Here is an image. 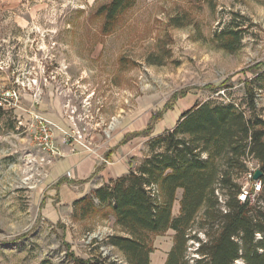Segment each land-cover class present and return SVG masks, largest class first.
<instances>
[{"label": "rangeland", "instance_id": "374dc122", "mask_svg": "<svg viewBox=\"0 0 264 264\" xmlns=\"http://www.w3.org/2000/svg\"><path fill=\"white\" fill-rule=\"evenodd\" d=\"M109 1L0 0V264H72L71 252L127 264L109 241L123 235L109 208L97 200L60 202L51 176L59 156L35 146V116L52 125L62 155L82 152L110 167L123 151L115 162L129 170L154 153L149 142L195 103L234 104L245 118L264 120V89L253 110L243 87L252 78L247 68L263 63L264 72V0H136L104 33L97 9ZM231 22L242 39L228 53L214 34ZM208 84L218 88L203 89ZM181 91L147 136L121 144L146 131L151 116ZM238 183L246 186L244 176ZM205 232L196 225L188 231L189 264V250L200 244L191 235L206 241ZM173 237L171 230L150 235L152 264H165Z\"/></svg>", "mask_w": 264, "mask_h": 264}, {"label": "trees", "instance_id": "16d2710c", "mask_svg": "<svg viewBox=\"0 0 264 264\" xmlns=\"http://www.w3.org/2000/svg\"><path fill=\"white\" fill-rule=\"evenodd\" d=\"M135 2L110 0L100 6L97 14L103 19V32L111 31L118 17ZM237 28L231 22L214 34L225 52L238 50L242 31ZM262 67L263 63H256L247 68L252 78L243 81L246 101L253 110L257 90L264 89ZM217 88L212 84L203 87L210 91ZM184 95L183 91L173 94L163 110L151 116L146 131L125 136L121 144L135 136H147L152 124L161 119L164 111L172 109L177 97ZM149 144L154 153L145 157L137 170L130 169L124 176L110 180L73 203L77 206L90 200L92 205L97 200L99 206L110 209L123 235H114L109 241L125 262L150 264L153 251L150 235L171 230L173 245L165 264H189L185 259L186 236L196 225L206 230L207 240L200 244L199 258L191 264H233L238 258L245 264H264V120L257 115L245 118L234 104L195 103L179 114L173 128L164 130ZM111 152L105 154V161ZM248 157L257 162L262 173L261 192L252 205L239 203L236 198L241 188L238 179L246 172L244 162ZM63 182L74 183L60 178L56 186ZM217 188L227 199L226 214L219 209ZM178 190L182 194L178 214L174 216L172 208ZM201 211L203 215L196 221ZM256 234L261 239H256ZM191 238L199 240L196 235ZM69 254L72 264H105ZM40 264L52 263L46 260Z\"/></svg>", "mask_w": 264, "mask_h": 264}, {"label": "crops", "instance_id": "0c3cea01", "mask_svg": "<svg viewBox=\"0 0 264 264\" xmlns=\"http://www.w3.org/2000/svg\"><path fill=\"white\" fill-rule=\"evenodd\" d=\"M118 152L117 155L113 156L114 158L111 157L113 163H110V167L102 165L96 158L88 157V154L82 152L63 155L60 152L59 159L52 170L51 176L54 179L52 182L56 181L55 185L60 178L74 181V183L63 182L56 188L59 191L60 202L63 205H73L74 202L107 184L110 180L127 174L129 168L115 162L117 156L122 157L124 155L123 151ZM68 174H70L69 177Z\"/></svg>", "mask_w": 264, "mask_h": 264}, {"label": "built area", "instance_id": "2783aa9c", "mask_svg": "<svg viewBox=\"0 0 264 264\" xmlns=\"http://www.w3.org/2000/svg\"><path fill=\"white\" fill-rule=\"evenodd\" d=\"M34 123H35V131L33 134V142L35 146L38 148V150L49 153L50 155L53 156L59 155V151L55 145V141L53 138L52 125L46 119L40 116L34 117ZM78 134L81 135V133L79 132ZM244 163L246 165V172L244 173L243 176L246 179V186L244 185L241 186L240 191L237 194L236 198L239 201V203H248L249 205H252L256 201V198L258 197L259 193L261 192L260 179L253 180V174L258 169V164L256 161L251 159V157H248ZM215 195L217 197L221 212L223 214H226L228 212V207L226 205V201H227L226 197L221 194L218 188L215 190ZM255 238L261 239V235L256 234ZM198 242H200L201 244L206 241L199 238ZM200 244L196 243L193 249L189 250L193 252L188 256L191 260L190 263H193L194 260L199 258L197 251L199 249ZM185 258L187 259V255L185 256ZM234 264H245V262L242 258H238L237 260L234 261Z\"/></svg>", "mask_w": 264, "mask_h": 264}, {"label": "water", "instance_id": "95a60500", "mask_svg": "<svg viewBox=\"0 0 264 264\" xmlns=\"http://www.w3.org/2000/svg\"><path fill=\"white\" fill-rule=\"evenodd\" d=\"M261 175H262L261 171L257 169L253 174V180H259L261 178Z\"/></svg>", "mask_w": 264, "mask_h": 264}]
</instances>
